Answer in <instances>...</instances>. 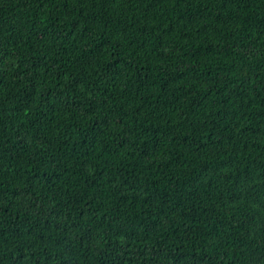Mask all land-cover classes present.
Wrapping results in <instances>:
<instances>
[{
	"label": "trees",
	"instance_id": "trees-1",
	"mask_svg": "<svg viewBox=\"0 0 264 264\" xmlns=\"http://www.w3.org/2000/svg\"><path fill=\"white\" fill-rule=\"evenodd\" d=\"M0 264H264V0H0Z\"/></svg>",
	"mask_w": 264,
	"mask_h": 264
}]
</instances>
